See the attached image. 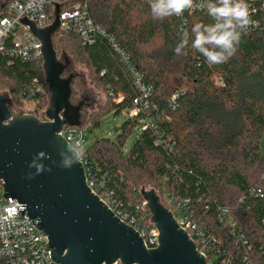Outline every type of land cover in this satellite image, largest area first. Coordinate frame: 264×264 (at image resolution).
Returning a JSON list of instances; mask_svg holds the SVG:
<instances>
[{
    "label": "trees",
    "instance_id": "16d2710c",
    "mask_svg": "<svg viewBox=\"0 0 264 264\" xmlns=\"http://www.w3.org/2000/svg\"><path fill=\"white\" fill-rule=\"evenodd\" d=\"M10 1L0 0V12ZM88 9L95 23L114 34L143 81L151 83L147 99L157 107L151 111V128L135 131L139 117L125 113L113 137L102 136L83 146L87 182L98 195L110 191L112 200L124 207L140 201L141 195L132 188L141 186L154 188L172 210L168 196L175 202L189 199L207 235L238 260L245 247L235 243L229 227L219 221V210L225 208L246 234L253 263L263 264L264 27L250 25L236 53L225 63L209 66L191 47L193 25L215 23L204 9L185 10L184 21L175 15L154 20L148 0H89ZM257 16L250 13V19ZM182 28L188 30V46L186 54L177 55L174 49ZM57 42L85 62L91 80L105 91L106 103L84 123L132 107L139 95L136 78L103 38L83 45L77 34L70 33ZM41 65L42 60L1 53L0 85L8 87L13 99L27 96L35 79H44ZM182 80L188 85L181 86ZM87 139L85 133L84 144Z\"/></svg>",
    "mask_w": 264,
    "mask_h": 264
},
{
    "label": "water",
    "instance_id": "95a60500",
    "mask_svg": "<svg viewBox=\"0 0 264 264\" xmlns=\"http://www.w3.org/2000/svg\"><path fill=\"white\" fill-rule=\"evenodd\" d=\"M60 5L55 4L52 22L45 27L23 16L40 41L42 70L48 90L44 119L14 112L7 94L0 93V179L4 197L22 204L19 214L36 219L47 238L51 257L58 264H206L188 233L163 204L157 191L145 186L139 194L146 200L150 220L157 227L156 246L147 248L130 225L120 220L87 183L84 163L59 166L60 152L69 143L60 134L65 126H82V101L72 102L75 74L71 61L58 57L53 36L59 27ZM40 152L51 171L28 179L29 163ZM52 161L56 163L53 164Z\"/></svg>",
    "mask_w": 264,
    "mask_h": 264
},
{
    "label": "built area",
    "instance_id": "2783aa9c",
    "mask_svg": "<svg viewBox=\"0 0 264 264\" xmlns=\"http://www.w3.org/2000/svg\"><path fill=\"white\" fill-rule=\"evenodd\" d=\"M88 2L89 0H11L5 11L0 12V54L6 53L9 57L26 61L41 60L39 39L31 33L27 25L20 23L19 18L25 16L37 27H45L53 20L55 4H59L60 18L57 36L75 33L83 45L90 44L97 38H103L117 59L136 78L139 95L133 99L132 107L124 113L128 116L139 117L135 131L151 128L153 126L151 111L157 107L154 102L147 99L152 92V85L150 82L143 81V74L133 66L130 55L122 48L114 34L92 20ZM246 2L249 5L250 13L259 14L251 19L254 22L251 25L264 27V0H246ZM200 3L201 0H194L195 5ZM196 9L201 8L194 7L187 11ZM181 17L184 21V16ZM38 82L39 80L35 79L25 97H32L35 94L34 87ZM13 111L15 112V110ZM60 134L69 144L77 141L84 144L83 125L65 126ZM156 142L160 143V140L158 139ZM88 184L91 187V183ZM132 189L139 192V188L133 187ZM99 197L120 220L137 231L145 247L154 248L156 246L157 227L150 220V212L145 199L141 197L140 201L124 207L122 203L112 200L110 191L104 192ZM166 200L169 204L174 205V210L168 208L172 211L178 224L194 241L197 250L205 256L206 264L209 260L211 264H254L248 253L251 244L248 242L246 234L236 226L225 208L219 210V221L229 227L235 243H242L245 247V252L238 260L225 254L217 240L207 235L203 225L195 219L189 199L175 202L173 197L168 196ZM21 209L22 204L15 198L4 197L0 179V264H58L51 257L46 235L38 229L36 223H33L37 220L30 218L26 213L19 214ZM261 222L264 225V215ZM260 256L264 264V245L260 250Z\"/></svg>",
    "mask_w": 264,
    "mask_h": 264
},
{
    "label": "clouds",
    "instance_id": "9594fccd",
    "mask_svg": "<svg viewBox=\"0 0 264 264\" xmlns=\"http://www.w3.org/2000/svg\"><path fill=\"white\" fill-rule=\"evenodd\" d=\"M152 18L164 20L170 16H182L185 10L199 7L206 10L215 23H196L191 31L194 34L191 47L200 53L209 66L227 62L237 51L241 36L254 22L250 19L249 5L246 0H201L199 5L194 0H148ZM189 33L186 28L181 29V38L174 51L177 55L186 54ZM85 148L77 141L66 145L60 152L59 166L71 168L74 163L83 159ZM47 154L40 152L29 163V168H35V173L29 172L28 179L34 178L44 171H51L50 167L41 161L49 159ZM55 164V161H52Z\"/></svg>",
    "mask_w": 264,
    "mask_h": 264
},
{
    "label": "rangeland",
    "instance_id": "374dc122",
    "mask_svg": "<svg viewBox=\"0 0 264 264\" xmlns=\"http://www.w3.org/2000/svg\"><path fill=\"white\" fill-rule=\"evenodd\" d=\"M5 1V0H1ZM53 38L56 40L53 45L56 50L57 56L62 57V54H65L66 57L71 61V65L69 67V72H72L75 74V78L73 80L72 84V97L75 99V103L78 101H81L84 106V110L81 115L82 121L85 122L88 121V117L98 109L99 106L106 103V94L105 91L100 89L92 80H91V71L86 66L85 62L77 60L74 55L69 53L68 50H64V46L62 44H58L57 40L59 41V38L57 36V33L53 36ZM176 75H179V73H176ZM181 86L188 85L184 80L181 81ZM3 84V82H2ZM0 85V93L7 94L10 99V105L13 110H15L16 113L23 112V113H30L38 116L41 119H44V111L47 106L48 101V90L47 85L44 81H39L34 89L35 94L31 97H25L21 96L16 99L12 98L11 91L8 90V87L4 85ZM125 119V113H120L118 115H115L113 113H108L105 116H103L99 121L96 123H84V130L85 133L88 136L87 141L83 146H88L92 142H94L96 139L102 137V136H109L113 137L114 130L117 128ZM135 135V131L133 134L129 137L127 141V145H129ZM260 149L261 153L264 156V130L260 136ZM146 189L150 188L149 186H145ZM102 196V195H100ZM104 200L105 198L102 197ZM177 215V214H176ZM118 264V263H117ZM208 264H211V261H208Z\"/></svg>",
    "mask_w": 264,
    "mask_h": 264
},
{
    "label": "flooded vegetation",
    "instance_id": "af4514ba",
    "mask_svg": "<svg viewBox=\"0 0 264 264\" xmlns=\"http://www.w3.org/2000/svg\"><path fill=\"white\" fill-rule=\"evenodd\" d=\"M82 100H84V99H82ZM82 100H81V101H82ZM72 102L75 103V99H73V97H72ZM77 102H80V101L77 100ZM77 102H76V103H77Z\"/></svg>",
    "mask_w": 264,
    "mask_h": 264
}]
</instances>
